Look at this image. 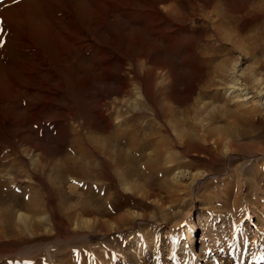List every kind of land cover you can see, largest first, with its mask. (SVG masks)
<instances>
[{"label": "rangeland", "instance_id": "374dc122", "mask_svg": "<svg viewBox=\"0 0 264 264\" xmlns=\"http://www.w3.org/2000/svg\"><path fill=\"white\" fill-rule=\"evenodd\" d=\"M19 1L24 0H0V64L14 74L20 62H34L21 32L31 16L17 24L2 14ZM37 1L25 0L29 12L39 16L34 8L41 7L46 16V0ZM171 3L161 12L171 24L156 38L166 48L155 55L165 57L154 59L158 63L142 60L146 66L137 67L140 83L133 82L125 96L98 90L110 102L116 98L123 119L149 125L152 144L138 140L126 145L132 163L95 151L96 145L84 138L82 144H72L69 135L57 138V144H42L41 151H25L16 144V121L0 122V160H17L12 169L0 166V210L8 206L15 211L11 219L0 216V264H264V0L165 2ZM170 35L174 44L167 42ZM53 42L50 36L41 47L61 69ZM72 79L67 78L69 131L100 134L113 129L120 120L105 127L90 108L93 93ZM238 80L242 91L232 89ZM248 93L253 94L248 102L240 99ZM52 105L32 121L37 124L21 128L56 138L55 124L63 118L46 119L57 107ZM0 106V113L8 115L9 108ZM171 113L179 125L170 124ZM109 115L110 121L115 119V112ZM181 128L192 135L180 138ZM159 141L163 144L155 158L154 143ZM74 145L80 146L76 153ZM66 154L79 161L92 159L89 172L73 173L63 160ZM59 159L62 177L57 179L51 162ZM34 193L31 212L21 203ZM83 198L88 205L80 203Z\"/></svg>", "mask_w": 264, "mask_h": 264}, {"label": "bare ground", "instance_id": "6f19581e", "mask_svg": "<svg viewBox=\"0 0 264 264\" xmlns=\"http://www.w3.org/2000/svg\"><path fill=\"white\" fill-rule=\"evenodd\" d=\"M31 1L39 2L37 0ZM166 1L168 0H46V3H44V12L47 13L46 16H51L48 19L46 16H42V10L40 11L41 7L34 8V10H36V15L39 16H34L35 14L30 13L29 10L31 7L25 2V0L4 8L2 11L3 16L13 23L18 24L20 20L26 19L28 16H31L30 18L32 19L29 20V25L21 26V32L22 36L26 38V41H23V47L28 51L26 54L29 58L34 60V62L31 63L27 61L17 64V74H14L12 71H4V66H1L4 64H0V104L3 107L7 106V108H9V111L7 110L9 112H7L8 115L3 116L0 113V122L13 124V121H16V126L15 128L13 127L16 133V144L18 142V144H23V149H25V151L29 150L31 147L40 150L43 146L42 144H51L50 142H56L57 144V138L59 139L60 137L69 135L72 144H82L84 138L87 144L96 145L95 151H99L107 156H113L125 165L132 163L134 159L126 148L127 144H138V140L141 141V144H152L149 138V125L143 126L141 123L137 124L139 122L133 123L129 120L127 121L126 119H123L124 117L121 116L120 108L118 109V105L114 103L117 101L116 98L112 99L113 102H110L106 97L102 96L98 90L103 87L109 89L110 92H114L116 95L125 96L129 94L131 88L130 85H132L133 82L140 83V73L138 72L137 67L141 66L140 64L144 63L145 59L158 63L157 60L161 58L162 54H160V56H156L155 54L162 53L166 47L157 41L156 38L161 36L160 34L164 35V33H166L167 25L171 24L170 19L161 14L163 10L168 9V6H172L173 4L166 5ZM258 7H260V5ZM215 9L216 8H214V10ZM164 22L167 24H164ZM6 28L7 32L9 30L12 31L13 26L11 27L9 24ZM10 31L9 33H11ZM50 36L53 37V44L56 46L55 48L57 51L56 60L60 63L61 69L58 68L59 65L56 66L54 62L50 60L49 56L44 53L41 47V43H44ZM169 37V39L166 37L168 39L167 42L173 43L174 40L171 35ZM163 38L165 37L163 36ZM173 44H171V46ZM4 48L7 47L4 45ZM162 56L165 57V55ZM154 59L157 60L154 61ZM142 60L144 62H142ZM80 62L83 64L82 66H80ZM145 63L142 67L146 66ZM154 63L153 65H155ZM77 71L80 72L78 77L76 76ZM69 76L73 77L77 86L86 89L88 93H93L90 99V108L96 113L101 121H104L105 127L109 128L115 125V123L118 122V119L120 120V122L116 123L113 129L100 134L93 133L92 131L85 132V129V133H82V131L80 132L77 129L72 130V132L69 131L66 127V122L68 118L71 117V111L68 107L70 94L67 88V78ZM168 78L169 77H167V79ZM156 82L158 83L157 80ZM241 84L240 80L236 81V84L232 85V89H239L242 91L244 87L241 86ZM93 91H98V93L94 94ZM111 96L110 99L112 98ZM251 97H253V94L248 93L240 97V99L247 101ZM21 100L25 102V105H23V103V106L20 104ZM123 103L124 102L122 101V104ZM52 104L57 105V107L55 109V106L53 107L54 110H51V112L48 113L46 119L53 120L63 118L61 120L62 124H55V132L57 133L56 138L50 139L45 135L39 137L37 134L38 132L31 127L28 129L21 128L23 123H27L28 125V123H31L32 121L35 122V120L39 119L41 115L44 114L45 110L51 108L50 106ZM8 105L10 106L8 107ZM125 106L127 105L125 104ZM112 112H115L116 116L115 119L110 121V115L108 116V114ZM168 120L171 125H179L180 123L174 113L170 114ZM34 124L37 123H33V125ZM0 126L2 127L1 123ZM51 126H54L52 122ZM225 130L226 132H231V127H226ZM41 131L44 130L41 129ZM69 132H71L72 135H70ZM177 134L180 138L183 137L185 139L192 135L187 130H184V128L179 129ZM154 144H157V146H154L153 148L154 156L156 158L161 150V147L160 145L158 146V144L163 143L159 141ZM79 147L74 145V148L72 147L71 150L73 153H76L79 151ZM34 151L36 150L34 149ZM86 151L88 152L87 149ZM3 159L0 160L1 168L12 169L14 168V164L17 163V160L15 159ZM61 160L62 159L51 162L52 167L56 172L55 174H57V179L62 177ZM63 160L70 165L68 167L71 168L73 173L86 174L89 172L88 162L92 159L88 158L87 161H79L80 159L78 160V158H75L73 155L66 154L64 155ZM26 162L24 161L22 163L21 161L20 163L23 165L27 164L29 161ZM31 162L32 161H30V163ZM0 183H3L1 179ZM2 195V186H0V198ZM29 196V200L25 198L27 202H23L21 205L29 209L31 212H34L35 202L32 200L35 198V193L30 194ZM80 203H82V205L89 204L87 198L81 199ZM0 206L2 205L0 204ZM14 212L11 207L7 206L0 210V216L1 218H4V220L11 219ZM188 230L191 234V229ZM145 246L146 244L142 242L141 247Z\"/></svg>", "mask_w": 264, "mask_h": 264}, {"label": "snow or ice", "instance_id": "6c2138e0", "mask_svg": "<svg viewBox=\"0 0 264 264\" xmlns=\"http://www.w3.org/2000/svg\"><path fill=\"white\" fill-rule=\"evenodd\" d=\"M2 35H3V29L0 28V36H2ZM3 44H4V40L2 38H0V46H3ZM262 258H264V257H262Z\"/></svg>", "mask_w": 264, "mask_h": 264}]
</instances>
